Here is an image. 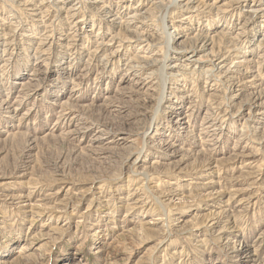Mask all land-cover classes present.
<instances>
[{"label":"rangeland","instance_id":"rangeland-1","mask_svg":"<svg viewBox=\"0 0 264 264\" xmlns=\"http://www.w3.org/2000/svg\"><path fill=\"white\" fill-rule=\"evenodd\" d=\"M240 244L264 264V0H0V264Z\"/></svg>","mask_w":264,"mask_h":264},{"label":"bare ground","instance_id":"bare-ground-1","mask_svg":"<svg viewBox=\"0 0 264 264\" xmlns=\"http://www.w3.org/2000/svg\"><path fill=\"white\" fill-rule=\"evenodd\" d=\"M161 101H162V99H161ZM3 102L4 101H1V104ZM259 105H261V104H256V106H259ZM41 247H43V245H41ZM234 253H237V256L239 257L241 264H257L256 263L257 257L255 256V251H253L252 247L249 245L240 244V245L234 247Z\"/></svg>","mask_w":264,"mask_h":264}]
</instances>
